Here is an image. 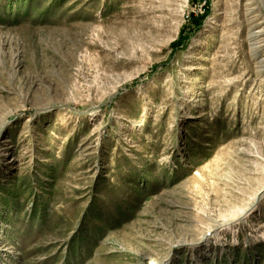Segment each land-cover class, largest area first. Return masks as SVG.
<instances>
[{
    "label": "rangeland",
    "instance_id": "1",
    "mask_svg": "<svg viewBox=\"0 0 264 264\" xmlns=\"http://www.w3.org/2000/svg\"><path fill=\"white\" fill-rule=\"evenodd\" d=\"M0 264H264V0H0Z\"/></svg>",
    "mask_w": 264,
    "mask_h": 264
}]
</instances>
